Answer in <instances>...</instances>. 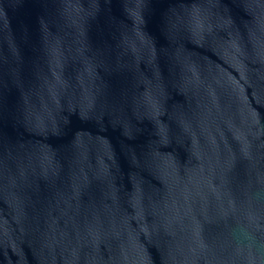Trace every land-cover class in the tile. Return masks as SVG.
I'll return each mask as SVG.
<instances>
[{"label": "water", "instance_id": "water-1", "mask_svg": "<svg viewBox=\"0 0 264 264\" xmlns=\"http://www.w3.org/2000/svg\"><path fill=\"white\" fill-rule=\"evenodd\" d=\"M0 264H264V0H0Z\"/></svg>", "mask_w": 264, "mask_h": 264}]
</instances>
